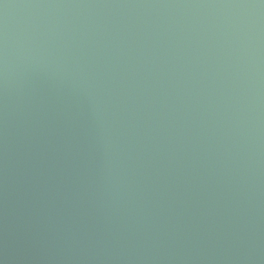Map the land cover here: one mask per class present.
<instances>
[{"label": "water", "instance_id": "1", "mask_svg": "<svg viewBox=\"0 0 264 264\" xmlns=\"http://www.w3.org/2000/svg\"><path fill=\"white\" fill-rule=\"evenodd\" d=\"M0 264H264V0H0Z\"/></svg>", "mask_w": 264, "mask_h": 264}]
</instances>
